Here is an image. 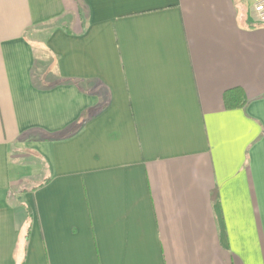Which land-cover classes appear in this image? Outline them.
<instances>
[{
  "label": "crops",
  "instance_id": "1",
  "mask_svg": "<svg viewBox=\"0 0 264 264\" xmlns=\"http://www.w3.org/2000/svg\"><path fill=\"white\" fill-rule=\"evenodd\" d=\"M253 4L0 0V264H264Z\"/></svg>",
  "mask_w": 264,
  "mask_h": 264
},
{
  "label": "trees",
  "instance_id": "2",
  "mask_svg": "<svg viewBox=\"0 0 264 264\" xmlns=\"http://www.w3.org/2000/svg\"><path fill=\"white\" fill-rule=\"evenodd\" d=\"M47 63L42 65V69L46 70ZM224 101L227 109H235L245 107L247 104V99L242 88L237 87L226 91L224 95Z\"/></svg>",
  "mask_w": 264,
  "mask_h": 264
},
{
  "label": "rangeland",
  "instance_id": "3",
  "mask_svg": "<svg viewBox=\"0 0 264 264\" xmlns=\"http://www.w3.org/2000/svg\"><path fill=\"white\" fill-rule=\"evenodd\" d=\"M78 6H80V5H78ZM50 59H51L50 56L47 55V60L46 61H50ZM41 180H42V178L39 175H37V176H29V177L25 178L22 181L21 188L22 189H30V188H32L33 185H36Z\"/></svg>",
  "mask_w": 264,
  "mask_h": 264
},
{
  "label": "built area",
  "instance_id": "4",
  "mask_svg": "<svg viewBox=\"0 0 264 264\" xmlns=\"http://www.w3.org/2000/svg\"><path fill=\"white\" fill-rule=\"evenodd\" d=\"M253 12L257 19L264 22V0H253Z\"/></svg>",
  "mask_w": 264,
  "mask_h": 264
}]
</instances>
